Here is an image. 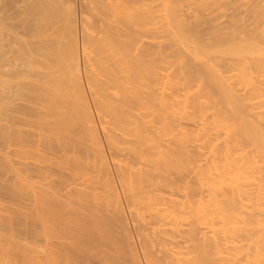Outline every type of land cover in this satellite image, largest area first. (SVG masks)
I'll return each instance as SVG.
<instances>
[{
  "label": "bare ground",
  "instance_id": "obj_1",
  "mask_svg": "<svg viewBox=\"0 0 264 264\" xmlns=\"http://www.w3.org/2000/svg\"><path fill=\"white\" fill-rule=\"evenodd\" d=\"M0 264H264V0H0Z\"/></svg>",
  "mask_w": 264,
  "mask_h": 264
}]
</instances>
